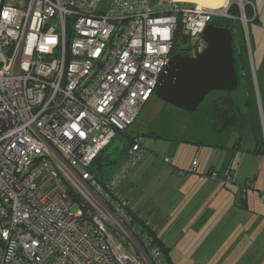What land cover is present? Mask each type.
<instances>
[{"label": "built area", "instance_id": "built-area-1", "mask_svg": "<svg viewBox=\"0 0 264 264\" xmlns=\"http://www.w3.org/2000/svg\"><path fill=\"white\" fill-rule=\"evenodd\" d=\"M215 16L229 5L0 0V264H161L114 194L143 140L106 187L90 166L155 94L179 26L195 56Z\"/></svg>", "mask_w": 264, "mask_h": 264}, {"label": "crops", "instance_id": "crops-1", "mask_svg": "<svg viewBox=\"0 0 264 264\" xmlns=\"http://www.w3.org/2000/svg\"><path fill=\"white\" fill-rule=\"evenodd\" d=\"M169 1L222 9L233 0L156 3ZM252 2L258 20L255 26L264 35V0ZM241 128L220 134L211 129L205 140L187 139L196 148L190 162L183 161V142L173 141L163 157L150 154L143 144L139 162L124 178L128 188L119 192L144 222H137L139 228L163 245L162 264H264V166L256 164L246 174L238 172L236 163L243 164L238 155L247 133V128L244 134ZM237 139L239 146L234 145ZM251 139L250 147L255 143ZM249 150L248 154H256ZM166 156L170 163L163 161ZM195 158L198 164L194 172L191 165ZM229 158L233 169L228 184L208 176L212 167L225 166Z\"/></svg>", "mask_w": 264, "mask_h": 264}, {"label": "trees", "instance_id": "trees-1", "mask_svg": "<svg viewBox=\"0 0 264 264\" xmlns=\"http://www.w3.org/2000/svg\"><path fill=\"white\" fill-rule=\"evenodd\" d=\"M229 15L227 17L222 16H215L211 23L217 26L227 27L232 30L233 32V44H234V57H235V65L238 71L239 76V90L243 89L245 96H239L238 94L235 95L234 91L232 92H220L217 97L212 99L211 101L207 102L204 105L205 100L199 106L196 112H202L204 116H206V121L210 124V127L213 132L220 134L226 130L241 127L242 132L244 134L245 129L251 132V135L255 141L254 147L249 150L252 153H261L264 155V137L262 133V126L259 117L258 111V103H257V89L255 90V83L251 69V60H250V53H249V45L248 39L245 32V27L243 24V13L241 11L239 2L233 0L231 5L229 6ZM244 15L247 19L248 31H249V43L252 50V43H251V31L250 27L252 24H257V14L254 10V4L252 0H245V7H244ZM192 47V41L187 33H185L181 26H179L173 44L172 55L181 53V54H189L193 55L190 51ZM260 91V89H259ZM152 97V96H151ZM179 109V108H178ZM202 110V111H201ZM184 111V110H181ZM189 113V112H188ZM130 127V126H129ZM128 127V128H129ZM121 131L116 134V136L110 141V143L99 153L97 158L93 161L90 166V171L97 176L98 180L101 182L99 175L104 176L107 175L108 171H110L113 166L118 163V168L113 174V176L118 172L122 164L128 158V152L133 147V145L139 140L144 137V133H136L130 132L129 129ZM244 130V131H243ZM155 137H161L162 139H166L164 136L158 133H151ZM190 140H184L181 142H189ZM143 142L141 143L142 146V153H143ZM235 146L240 145L239 139L236 140ZM231 148V147H229ZM235 148V147H234ZM233 149V148H232ZM141 153V156H142ZM140 156V158H141ZM122 158V160H121ZM140 158L137 162H139ZM135 163V165L137 164ZM231 158H229L227 164L222 166L221 168L212 167L209 172L208 176L211 178L210 174L216 171L219 174V181H222L224 175L226 173H232L231 167ZM134 165V166H135ZM133 166V167H134ZM183 171L184 170H180ZM194 172L196 171L193 170ZM223 174L221 178L220 175ZM112 176V177H113ZM111 177V178H112ZM102 185L105 187L107 184L105 182H101ZM109 183V182H108ZM126 214L130 217L133 225H135L142 234L151 242V244L158 246L161 250V256L163 255V245L159 243L155 238L150 239L142 230L139 228L138 223L144 222L141 220L139 215L130 208L128 200H126ZM80 204L83 205L84 203L80 201ZM138 222V223H137ZM162 264V259H161Z\"/></svg>", "mask_w": 264, "mask_h": 264}, {"label": "rangeland", "instance_id": "rangeland-1", "mask_svg": "<svg viewBox=\"0 0 264 264\" xmlns=\"http://www.w3.org/2000/svg\"><path fill=\"white\" fill-rule=\"evenodd\" d=\"M110 1L111 0H106V4H108ZM159 1L162 2L165 0ZM236 1L239 2V0ZM250 31L252 37V50H249L250 60L252 63L251 69L255 83V90L257 89V85L260 89V92L257 89V103L262 126V133L264 137V35L261 34L263 31L257 26H255V24L251 25ZM254 70L256 74H254ZM216 92L217 91H214L207 96L204 105L218 96L219 93ZM234 93L235 95L238 94L239 96H245L243 89L239 90V88H236L234 90ZM181 110L182 109H178L177 107L164 102L163 100L158 98L156 94H153L152 97L142 107L135 122L128 129L134 134L144 133L145 135L142 140L147 148V152H149L150 154L155 153L159 157H163L164 153H167L170 150V146L172 145L173 141H178V143H180L181 141H183V139L197 138L199 140H205L206 138H208V133L209 131L211 132V127L208 122L207 124L204 123V120H207L206 116H204L202 112L188 113L187 111ZM153 132L164 136L166 139L151 135V133ZM249 132L250 131L247 130V133L244 134V139L241 142L242 150L238 155V159H242L243 164L241 166L239 165V168L238 163L235 162L238 167V172H241L242 174L248 173L252 166L256 164H263L264 166L263 154H248L246 152L247 150L252 149L254 147H250L252 143V136L249 135ZM190 143H182L183 147L181 148V151L186 150L183 156L185 158L183 160L184 162H190V160H192V157L195 155L196 148H194V145ZM224 143L220 141V144ZM230 146L231 144L228 147ZM234 161L235 159L233 160V163ZM118 163L113 166L110 171H108L107 175H99L101 182H105L106 184H108L111 177L118 168ZM262 175L264 176V170L262 172ZM120 183H118L117 186L114 188V194L116 195V197L123 200L124 196L119 192V189L122 188V191L125 192L128 186H126L127 184L124 179H122ZM111 228L113 232L119 234V236L124 240L128 248L133 249V244L130 242V236L127 232L121 231L114 227Z\"/></svg>", "mask_w": 264, "mask_h": 264}, {"label": "water", "instance_id": "water-1", "mask_svg": "<svg viewBox=\"0 0 264 264\" xmlns=\"http://www.w3.org/2000/svg\"><path fill=\"white\" fill-rule=\"evenodd\" d=\"M244 23L249 38L246 19ZM202 37L206 42L202 52L171 56L155 90L158 98L189 113L197 111L210 93L232 92L239 86L232 30L210 23Z\"/></svg>", "mask_w": 264, "mask_h": 264}, {"label": "bare ground", "instance_id": "bare-ground-1", "mask_svg": "<svg viewBox=\"0 0 264 264\" xmlns=\"http://www.w3.org/2000/svg\"><path fill=\"white\" fill-rule=\"evenodd\" d=\"M97 177V176H96ZM101 180V179H100Z\"/></svg>", "mask_w": 264, "mask_h": 264}]
</instances>
